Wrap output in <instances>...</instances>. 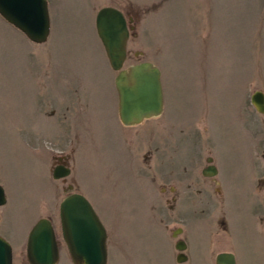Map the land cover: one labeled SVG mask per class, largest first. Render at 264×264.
Listing matches in <instances>:
<instances>
[{
  "label": "rangeland",
  "instance_id": "obj_1",
  "mask_svg": "<svg viewBox=\"0 0 264 264\" xmlns=\"http://www.w3.org/2000/svg\"><path fill=\"white\" fill-rule=\"evenodd\" d=\"M50 30L28 41L0 17V236L11 264L40 217L71 192L106 232V264H264V0H46ZM131 17L123 67L160 70L162 111L124 126L94 29L98 8ZM69 167L54 179L57 163ZM216 173L203 177L206 158ZM174 197V200L172 199ZM182 231L171 235L175 228ZM177 239L185 260L177 262Z\"/></svg>",
  "mask_w": 264,
  "mask_h": 264
},
{
  "label": "water",
  "instance_id": "obj_2",
  "mask_svg": "<svg viewBox=\"0 0 264 264\" xmlns=\"http://www.w3.org/2000/svg\"><path fill=\"white\" fill-rule=\"evenodd\" d=\"M0 17L32 43L41 44L48 38L50 20L46 0H0ZM131 21V17H125L112 6H102L94 15L95 33L110 68L116 72L113 85L117 96V115L125 126L158 116L162 111L159 68L149 61L123 68L126 42L133 29V25H128ZM249 102L258 113H264V93L261 90H253ZM210 160L207 157L206 161ZM69 171V167L60 163L52 167L51 177L63 178ZM202 173L210 176L216 170L213 165H208ZM4 203V190L0 185V205ZM58 220L61 238L72 264H106L105 228L83 195L71 192L64 196L58 204ZM174 248L179 251L175 256L176 261H183V241L177 240ZM24 250L28 264L57 263L58 246L48 218L40 217L33 223L28 230ZM0 264H11L10 245L1 236ZM214 264H235L233 254L216 253Z\"/></svg>",
  "mask_w": 264,
  "mask_h": 264
},
{
  "label": "flooded vegetation",
  "instance_id": "obj_3",
  "mask_svg": "<svg viewBox=\"0 0 264 264\" xmlns=\"http://www.w3.org/2000/svg\"><path fill=\"white\" fill-rule=\"evenodd\" d=\"M129 24H130V23H128V25H129ZM206 159H207V158H206ZM210 161H211V160H210ZM210 161L207 162L206 166H204L203 168H201V170H200V174H201V176H203V177H211V176H214V175H215V174H214V175L207 176V175H204V174L202 173L203 170H204L208 165H213L212 163H210ZM60 163H61V162H59V161L57 160V163L54 164V166L57 165V164H60ZM62 164H63V163H62ZM63 165H65V164H63ZM172 199L174 200V197H173ZM177 230H178L179 232L182 231V229L179 228V227H178V228H175L173 231H177ZM173 231H172V232H173ZM172 232H171V233H172ZM177 240H180V239H177ZM177 240H175V242H176ZM175 242H174V244H175ZM184 250H185V249H184ZM184 250H183V251H184Z\"/></svg>",
  "mask_w": 264,
  "mask_h": 264
}]
</instances>
